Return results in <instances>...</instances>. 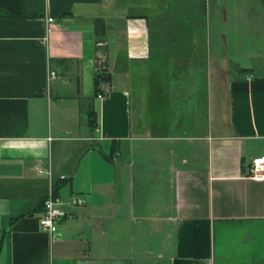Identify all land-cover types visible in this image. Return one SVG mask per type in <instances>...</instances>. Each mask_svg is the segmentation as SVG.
Returning <instances> with one entry per match:
<instances>
[{
    "label": "crops",
    "instance_id": "1",
    "mask_svg": "<svg viewBox=\"0 0 264 264\" xmlns=\"http://www.w3.org/2000/svg\"><path fill=\"white\" fill-rule=\"evenodd\" d=\"M226 2L0 0V264H264V0L233 1L231 38ZM37 168L64 180L53 237Z\"/></svg>",
    "mask_w": 264,
    "mask_h": 264
},
{
    "label": "built area",
    "instance_id": "2",
    "mask_svg": "<svg viewBox=\"0 0 264 264\" xmlns=\"http://www.w3.org/2000/svg\"><path fill=\"white\" fill-rule=\"evenodd\" d=\"M54 20L53 17H48L47 22H52ZM56 73L54 70H49V76L55 77ZM108 93V88L106 87L105 83L102 82L99 85V92L97 93L98 98H104ZM37 173L45 172L51 179L49 184V189L43 199V213L39 218V224L41 229L44 232L50 234V236H54L57 231L58 222L67 216V212L62 209L60 199L55 193L54 186H53V179L51 178L50 169L42 170V168L36 169ZM248 177L256 180L262 181L264 180V155H257L254 156L250 160L249 164V173ZM81 201L77 197L71 198V204H78Z\"/></svg>",
    "mask_w": 264,
    "mask_h": 264
},
{
    "label": "rangeland",
    "instance_id": "3",
    "mask_svg": "<svg viewBox=\"0 0 264 264\" xmlns=\"http://www.w3.org/2000/svg\"><path fill=\"white\" fill-rule=\"evenodd\" d=\"M228 2V7H225L223 5V7H221V16L219 15L220 19H224L228 13V21H220L221 22V28L224 33H229L230 34V38H231V35H232V32H233V24H232V19H231V5L233 3L234 0H226ZM238 5L240 2H243L244 0H235ZM226 2V3H227ZM221 5V3L218 4V6ZM251 17V15L249 16ZM240 20L242 19L240 16L238 17ZM253 19V18H252ZM240 29H239V44H241V47H232L229 51L228 54V58H230V60L232 61H236V62H240L242 64H245V65H249L250 63H253L256 59V56L254 55V53L256 52V49L258 48V46L261 45V43H258L257 46H252L250 43H249V40L246 39L245 37L241 38V34H246L245 31V27H243L241 24H240ZM255 27H260V26H255ZM255 27H252L250 31H248L250 34H254V35H257V33L260 31V29H257ZM211 31L214 32L216 31V29L214 27L211 28ZM263 34H264V31H261ZM264 36V35H263ZM254 41H257L256 39H254ZM228 43H230V41L228 40ZM231 45V43H230ZM264 45V44H262ZM263 59L264 57L261 56ZM262 58H259V59H262Z\"/></svg>",
    "mask_w": 264,
    "mask_h": 264
},
{
    "label": "trees",
    "instance_id": "4",
    "mask_svg": "<svg viewBox=\"0 0 264 264\" xmlns=\"http://www.w3.org/2000/svg\"><path fill=\"white\" fill-rule=\"evenodd\" d=\"M69 61H72L71 59H66V58H50L49 59V68L53 69L57 66H60L61 67V71L62 73H65V72H70L72 73V70L69 71V66L66 65ZM74 61V60H73ZM54 70V69H53ZM77 72L79 71V64L77 65V68H76ZM76 79H77V82L79 83L80 81V76L79 74L76 76ZM109 80V75H103V74H100V73H96L95 74V78H94V86H95V95H97V93L99 92V85L101 82L103 81H108ZM90 118H89V123H90V126H92L93 128L96 126V116H95V112L93 110H90V114H89ZM64 180H56L53 182V186H54V190L56 192V188H57V185H59L60 182H62Z\"/></svg>",
    "mask_w": 264,
    "mask_h": 264
},
{
    "label": "bare ground",
    "instance_id": "5",
    "mask_svg": "<svg viewBox=\"0 0 264 264\" xmlns=\"http://www.w3.org/2000/svg\"><path fill=\"white\" fill-rule=\"evenodd\" d=\"M103 82L106 84V81H103ZM101 83H102V82H101ZM101 83H100V84H101Z\"/></svg>",
    "mask_w": 264,
    "mask_h": 264
}]
</instances>
